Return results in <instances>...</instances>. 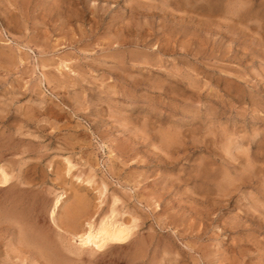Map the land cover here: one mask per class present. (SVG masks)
<instances>
[{
  "label": "rangeland",
  "instance_id": "1",
  "mask_svg": "<svg viewBox=\"0 0 264 264\" xmlns=\"http://www.w3.org/2000/svg\"><path fill=\"white\" fill-rule=\"evenodd\" d=\"M0 171V264H264V0H0Z\"/></svg>",
  "mask_w": 264,
  "mask_h": 264
},
{
  "label": "bare ground",
  "instance_id": "2",
  "mask_svg": "<svg viewBox=\"0 0 264 264\" xmlns=\"http://www.w3.org/2000/svg\"><path fill=\"white\" fill-rule=\"evenodd\" d=\"M0 173H1L0 186L8 184L9 183L8 175L5 174L3 171H0ZM61 203H62V198L60 197L54 200L52 212H51L52 217L55 211L61 206ZM106 220L108 221V219H105V222L98 223L99 225H97V227H94L93 224L89 223L88 226L86 227L87 229L83 233L76 235L75 238L76 241L79 243V245L83 248L91 247L100 251V249H102L104 246H107L108 244L120 245L126 243L129 240L132 229L122 225H116L114 223L109 224L108 222H106Z\"/></svg>",
  "mask_w": 264,
  "mask_h": 264
}]
</instances>
